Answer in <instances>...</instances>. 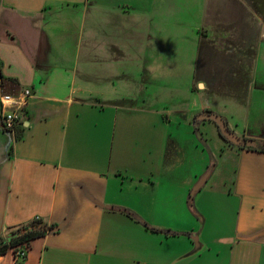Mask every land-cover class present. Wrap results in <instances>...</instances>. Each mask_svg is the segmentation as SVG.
<instances>
[{
  "label": "crops",
  "instance_id": "crops-1",
  "mask_svg": "<svg viewBox=\"0 0 264 264\" xmlns=\"http://www.w3.org/2000/svg\"><path fill=\"white\" fill-rule=\"evenodd\" d=\"M249 1L0 0V93H33L0 127V237L64 223L0 264H264V151L222 138L230 180L207 185L213 164L191 195L202 111L264 142V0ZM171 25L191 43L172 50L190 110L185 88L167 108L148 88L168 80Z\"/></svg>",
  "mask_w": 264,
  "mask_h": 264
},
{
  "label": "rangeland",
  "instance_id": "rangeland-1",
  "mask_svg": "<svg viewBox=\"0 0 264 264\" xmlns=\"http://www.w3.org/2000/svg\"><path fill=\"white\" fill-rule=\"evenodd\" d=\"M253 2V0L249 1ZM193 4V3H187L186 5ZM253 6V4H251ZM255 8V7H254ZM162 14V13H161ZM164 17L165 16V10L163 11ZM191 19V17H189ZM174 25V24H173ZM179 30H181V26H170V35L167 43H164L165 45L168 44L169 49L171 50V53L174 55L173 58L170 59L169 63V74L164 75L163 78L166 79L167 76L168 80H161L163 81V84L161 85V82L158 81L156 83H153V87L151 85H148L149 89H153L152 96L154 100V107H159V108H167L166 106L163 107L164 105H161L163 102H168V98L170 99L171 97H182V89H186V94L183 98H185L186 106L185 108H189L187 110L192 109V101L190 102V98H188L190 95V91L188 92V80L190 78V73H189V62L190 59L188 58H181L178 57V55L175 53V51H172L173 49H181V48H186L191 45V43H188L182 39H176L175 37L177 33H179ZM186 66H188V70H186ZM166 96V97H165ZM158 99V100H156ZM170 101H178L176 98L170 99ZM168 106V105H167ZM172 105H169L168 108H170ZM191 127L189 130L193 132V120L191 116ZM188 123V122H187ZM197 123L195 126L197 127L195 131V136H197V139L200 140L202 146L206 148L207 152V162H208V169L206 172L203 174L205 175L206 173H210L211 167H213V164H216L215 167L216 169L212 171L211 174H209V185L212 181H216L219 179H226L230 180L232 171L231 170H225L226 164H229V162L226 160V155H220V145L222 138L218 135V130L217 126L215 125L214 122L210 120H196ZM190 124V123H189ZM187 124V126L189 125ZM237 130L239 126L236 127ZM195 130V129H194ZM236 131V130H235ZM212 148V149H211ZM209 151V152H208ZM211 161V162H210ZM202 175V176H203ZM209 189V186H207ZM231 214V213H230Z\"/></svg>",
  "mask_w": 264,
  "mask_h": 264
},
{
  "label": "built area",
  "instance_id": "built-area-1",
  "mask_svg": "<svg viewBox=\"0 0 264 264\" xmlns=\"http://www.w3.org/2000/svg\"><path fill=\"white\" fill-rule=\"evenodd\" d=\"M33 93L29 88L21 89L16 95L0 93V127L5 131H13L19 125L23 110ZM27 242L18 244L13 248L15 262L26 256Z\"/></svg>",
  "mask_w": 264,
  "mask_h": 264
},
{
  "label": "trees",
  "instance_id": "trees-1",
  "mask_svg": "<svg viewBox=\"0 0 264 264\" xmlns=\"http://www.w3.org/2000/svg\"><path fill=\"white\" fill-rule=\"evenodd\" d=\"M223 140L225 139L223 138ZM228 144L233 146L230 143ZM253 150L264 151V142H262L261 144L259 143V146L256 149L254 148ZM52 226H48L40 218H35L23 225H20L8 231L5 235L0 237V255L4 254L8 249H13L18 244L28 242L34 238L43 236L45 233H47L46 229Z\"/></svg>",
  "mask_w": 264,
  "mask_h": 264
},
{
  "label": "water",
  "instance_id": "water-1",
  "mask_svg": "<svg viewBox=\"0 0 264 264\" xmlns=\"http://www.w3.org/2000/svg\"><path fill=\"white\" fill-rule=\"evenodd\" d=\"M202 119H207L215 123L217 126L218 132L222 138H224L228 143L235 145V146H243L248 148H257L259 146V143L253 139V138H246L241 137L239 135H236L228 126L225 120L216 113H210V112H201ZM208 176V173L203 175L197 183L193 186V189L191 191V195L194 194L197 190L200 189L204 181L206 180ZM64 223L53 225L52 227H48L46 230L47 232H56L58 231Z\"/></svg>",
  "mask_w": 264,
  "mask_h": 264
}]
</instances>
